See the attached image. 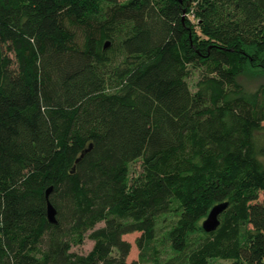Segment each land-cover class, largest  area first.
<instances>
[{"label":"trees","instance_id":"16d2710c","mask_svg":"<svg viewBox=\"0 0 264 264\" xmlns=\"http://www.w3.org/2000/svg\"><path fill=\"white\" fill-rule=\"evenodd\" d=\"M249 65L264 70V0H0V264H264Z\"/></svg>","mask_w":264,"mask_h":264},{"label":"rangeland","instance_id":"374dc122","mask_svg":"<svg viewBox=\"0 0 264 264\" xmlns=\"http://www.w3.org/2000/svg\"><path fill=\"white\" fill-rule=\"evenodd\" d=\"M120 1L124 2L126 0H120ZM75 33H76V37L78 38L79 43L82 44L84 40H83V36L81 35V32L78 29H75ZM118 36L115 38L116 45L111 48L110 47L108 48V55L110 59L112 60L113 64H118L123 58V52L121 50V47L119 46L120 38ZM108 69L109 68H107V70ZM199 78H200V71H193L188 79L190 87L193 91L196 89L195 84ZM238 82L240 83V85L243 87V89L246 92L254 93L257 90H259L261 87H264V70L260 68H255L249 65L246 71L238 77ZM141 169H142L141 159H138L131 164V174L132 175H137L141 171ZM263 198H264V195L262 194L261 199ZM167 222L168 220L166 222H159V227H158V232H157L158 240H159L158 248L160 250L159 255H157V258L160 259L161 262L168 256L167 248H169V242L167 241L165 242L163 240V235L170 228V225ZM103 225L104 224L101 223L99 224V227ZM139 236H140V233L138 232L126 234L123 236V239L129 242L131 245V250H130L129 256L127 257L128 263L132 262L133 260L138 259L139 250L136 246V240ZM93 246H94V241L90 239L89 237H86L83 244L73 246L72 251L78 254L85 255V254H88L92 250ZM231 263H232L231 261L221 260V259H217L213 262V264H231ZM144 264H157V263L155 260H152L151 262L144 263Z\"/></svg>","mask_w":264,"mask_h":264},{"label":"water","instance_id":"95a60500","mask_svg":"<svg viewBox=\"0 0 264 264\" xmlns=\"http://www.w3.org/2000/svg\"><path fill=\"white\" fill-rule=\"evenodd\" d=\"M107 46L108 44L105 45V47ZM226 206H227V203H221V204L214 206L210 210L209 214L207 215L206 219L203 222V228L205 231L209 232V231L215 230L218 227L220 223L219 216L222 213V211L226 208ZM55 215H56V211L54 207L49 203L48 204V218L53 223L56 222Z\"/></svg>","mask_w":264,"mask_h":264}]
</instances>
